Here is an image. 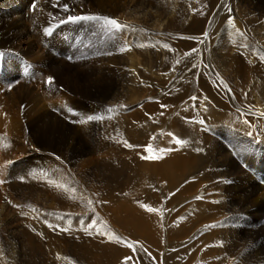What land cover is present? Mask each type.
I'll use <instances>...</instances> for the list:
<instances>
[{
  "label": "bare ground",
  "instance_id": "1",
  "mask_svg": "<svg viewBox=\"0 0 264 264\" xmlns=\"http://www.w3.org/2000/svg\"><path fill=\"white\" fill-rule=\"evenodd\" d=\"M147 3L0 0V264H264V0Z\"/></svg>",
  "mask_w": 264,
  "mask_h": 264
},
{
  "label": "rangeland",
  "instance_id": "2",
  "mask_svg": "<svg viewBox=\"0 0 264 264\" xmlns=\"http://www.w3.org/2000/svg\"><path fill=\"white\" fill-rule=\"evenodd\" d=\"M144 2H149V3H147V4H151V3H153V0H143ZM157 4V3H156ZM161 0H160V7H161ZM222 4H223V2H222ZM222 4H219L218 5V8H217V12H214L215 14H213V18L211 19V24L213 23L214 24V30H217V32H218V34H220V33H222V32H225V27L226 26H228V24H229V22L227 21V22H219V21H217V19H218V17H219V11L221 10V7H222ZM32 6H34V4L32 5ZM158 6H159V4H158ZM219 9V10H218ZM216 15V16H215ZM218 16V17H217ZM214 18H216L215 20H214ZM226 24V25H225ZM221 31V32H220ZM54 32V31H53ZM207 35H205V37H204V46L202 47H200V48H198L197 46H195L194 45V47H193V50L191 49V50H188L185 54H184V57L182 56V57H180V56H176V55H171L170 56V58H169V60H170V62H172V61H174L175 63H176V67L178 68V69H180V70H186L187 72H194L195 71V65L196 64H194L193 62H192V60L193 59H195V58H198V57H201V59H204V63L205 64H208V65H210L209 63H211V62H209V59L211 60L212 59V55H213V51H214V49L215 48H213V46H214V44H212V40L213 39H209L208 38V35L210 34V32L209 33H206ZM133 35V36H132ZM131 36H132V40H138L137 38H138V33H132L131 34ZM135 36H136V39H135ZM218 37V35H216V38ZM256 34H253V39L251 38V40H255V39H259L258 37H256ZM134 38V39H133ZM216 38L213 40V43H215L216 42ZM257 43L256 44H259V42L258 41H256ZM197 43V42H196ZM206 44V45H205ZM261 47H263V45H261V44H259ZM206 47V48H205ZM212 49H211V48ZM197 50V51H196ZM206 50V51H205ZM1 51H4L3 49H1ZM186 51V50H185ZM200 51V52H199ZM211 51V52H210ZM198 53V54H197ZM212 53V54H211ZM194 55V56H193ZM174 56V57H173ZM193 56V57H192ZM204 56V57H203ZM205 57H206V59H205ZM173 58V59H172ZM193 58V59H192ZM149 104H153V102H152V100H147V101H145V103H143L142 105H149ZM141 105V106H142ZM140 106H138V107H135L134 109H133V111H136L138 108H139ZM162 133H163V130H161V129H158V131H157V135H162ZM173 135V134H172ZM171 135V136H172ZM145 148H147V146H144ZM143 147V148H144ZM142 147H141V149H143ZM248 153L250 154V151H248ZM23 163V161L21 162V163H18L17 164V166H20V167H22V164ZM25 166V165H24ZM16 167V166H15ZM17 168V167H16ZM126 175V174H125ZM21 179V180H20ZM20 179H18V180H12V181H9L8 182V184H7V188H8V193L9 194H13L14 196H20V195H22L23 193H26L27 195H28V197H29V195L30 194H33V192H31V191H28V190H26V188L28 187V184H27V180H22V178H20ZM23 179H25V178H23ZM26 185H25V184ZM12 184V185H11ZM17 186V187H16ZM26 187V188H25ZM23 188V189H22ZM11 189V190H10ZM13 190H14V192H13ZM6 191V190H5ZM17 194H16V193ZM21 192H22V194H21ZM42 234L44 233V230H42V229H40L39 230ZM40 244V243H39ZM41 244H43V245H46L45 244V242L43 241Z\"/></svg>",
  "mask_w": 264,
  "mask_h": 264
},
{
  "label": "snow or ice",
  "instance_id": "3",
  "mask_svg": "<svg viewBox=\"0 0 264 264\" xmlns=\"http://www.w3.org/2000/svg\"><path fill=\"white\" fill-rule=\"evenodd\" d=\"M34 7H35V6H34ZM63 10H64V11H68L67 6H65ZM66 19H67V21H73V22H74V21H81V20H90V19L104 20V22H105L106 24H110V25L113 26L114 28L119 29V28L121 27V25L119 24V22H118L117 20L112 19V18H108V17L69 16V17H67ZM61 22L63 23V22H65V21H61ZM230 22H231V21H230ZM51 31H52L51 28H46V29H45L46 34H51ZM164 47L167 48V45H165ZM47 83H48L49 85H51V84L53 83V78L49 77L48 80H47ZM225 87H227V85H225ZM193 99H195V97H193ZM85 119H86V120H92V119H94V118L91 117V116H89V117H86ZM169 135H172V134H169ZM173 139H174V141H175L176 144L186 143V142H184V141H182V140H180V139H178V138H175V137H173ZM149 150H151V149H149ZM148 211H152V209L149 208ZM128 247H129V248H132L133 246H132V245H128ZM133 250H135V249H133ZM128 259H131V257H127V258H126V261H127Z\"/></svg>",
  "mask_w": 264,
  "mask_h": 264
}]
</instances>
